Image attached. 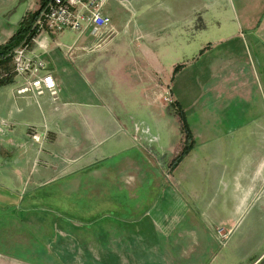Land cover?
Wrapping results in <instances>:
<instances>
[{"label":"crops","instance_id":"crops-1","mask_svg":"<svg viewBox=\"0 0 264 264\" xmlns=\"http://www.w3.org/2000/svg\"><path fill=\"white\" fill-rule=\"evenodd\" d=\"M39 3L0 0V46ZM103 15L115 33L99 48L91 30L27 42L56 96L0 85V264H261L264 0H106ZM197 17L218 34L172 75L163 57L189 46ZM177 107L193 145L173 165ZM69 210L89 220L66 224Z\"/></svg>","mask_w":264,"mask_h":264},{"label":"built area","instance_id":"built-area-1","mask_svg":"<svg viewBox=\"0 0 264 264\" xmlns=\"http://www.w3.org/2000/svg\"><path fill=\"white\" fill-rule=\"evenodd\" d=\"M105 2L106 0H48L33 26L36 32L73 30L82 34L91 30L97 38L94 48H99L115 33L110 18L103 15ZM27 46L24 41L11 52L8 65L0 64V85L20 77L22 82L14 90L16 96H41L44 93L56 96L59 88L54 76L47 70L43 60L28 54ZM41 73L43 74L40 75ZM10 131L11 125L1 121L0 133ZM27 135L39 145L46 139V136L38 134L33 127L28 129ZM229 234L216 230L220 242H224Z\"/></svg>","mask_w":264,"mask_h":264},{"label":"rangeland","instance_id":"rangeland-1","mask_svg":"<svg viewBox=\"0 0 264 264\" xmlns=\"http://www.w3.org/2000/svg\"><path fill=\"white\" fill-rule=\"evenodd\" d=\"M194 25H193V29L190 30L192 31L193 35H190V42L188 43L189 46L185 47V46H177L175 51H172L171 56H165L163 57L162 63L164 66H166V63H168L170 60L173 61V68H172V75L173 74H178L181 71L185 70V68L187 67L188 64H190L191 62H195V58H199V54H201L203 51H207V47H210L212 44V42H205L204 38H206V41H212L211 39L216 36L218 34L217 28L216 27H211V26H207L205 29L203 28L204 24L199 20V18L197 17L194 20ZM189 55H192L190 58L187 57ZM206 59H208V57H205V59L203 61H205ZM202 61V62H203ZM191 67V64L188 65V67ZM198 65H195L192 70L196 69ZM171 81V80H170ZM180 111L183 113V117L186 119V112L184 109H182L181 107H179ZM168 114V113H167ZM170 115L173 117H176L178 115L177 113V108H173L170 109ZM187 122V120H186ZM188 125V124H187ZM56 187H50L49 190H56ZM62 200L61 204L62 206H66V207H71L73 206V198H60ZM58 203H51L50 206L51 207H57ZM71 205V206H70ZM83 205V204H82ZM85 207V204H84ZM251 210V209H250ZM253 210V209H252ZM254 213V211L252 212ZM67 215H71L72 218L69 219H64L63 222H65L66 224H71L73 223V221H79V222H87L89 219L86 218H79L77 215H79L78 213L75 212V210H69L68 213H66ZM248 215V214H247ZM75 216V217H73ZM263 247V245H259V249H261Z\"/></svg>","mask_w":264,"mask_h":264},{"label":"trees","instance_id":"trees-1","mask_svg":"<svg viewBox=\"0 0 264 264\" xmlns=\"http://www.w3.org/2000/svg\"><path fill=\"white\" fill-rule=\"evenodd\" d=\"M48 0H40L39 9L32 13L27 14L21 23H19L15 34L10 38L8 42L4 45L0 46V64L8 65L11 61L10 54L11 52L18 46H20L24 41L28 42L30 39L36 34V30L33 26L36 17L39 15L40 11L45 7V4ZM177 113L179 115V119L181 121V129L184 134V144L182 150L179 152L177 157L172 162L173 165L179 163L183 157L189 152L193 143L191 132L187 125L186 119L183 117V113L180 111L179 107H177ZM261 264H264V258L261 261Z\"/></svg>","mask_w":264,"mask_h":264},{"label":"water","instance_id":"water-1","mask_svg":"<svg viewBox=\"0 0 264 264\" xmlns=\"http://www.w3.org/2000/svg\"><path fill=\"white\" fill-rule=\"evenodd\" d=\"M23 13H24L23 9L20 10V12H19V18L23 15Z\"/></svg>","mask_w":264,"mask_h":264}]
</instances>
